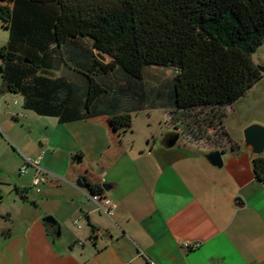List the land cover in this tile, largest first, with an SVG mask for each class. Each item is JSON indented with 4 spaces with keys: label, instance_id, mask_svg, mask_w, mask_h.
Wrapping results in <instances>:
<instances>
[{
    "label": "crops",
    "instance_id": "crops-1",
    "mask_svg": "<svg viewBox=\"0 0 264 264\" xmlns=\"http://www.w3.org/2000/svg\"><path fill=\"white\" fill-rule=\"evenodd\" d=\"M254 58L264 65V45ZM241 99L225 110L227 132ZM260 110L262 119L242 121L241 128L264 125ZM15 115L26 118L32 135L42 127L30 157L50 176L37 192V168L24 155L19 179L0 173V264H264V183L242 133L216 147L224 160L218 167L206 144L182 138L168 147L165 137L175 129L138 140L132 128L115 131L107 115L49 124L32 110ZM92 189L112 200L110 214L90 199ZM48 215L56 225L43 221ZM186 241L200 245L186 248Z\"/></svg>",
    "mask_w": 264,
    "mask_h": 264
},
{
    "label": "trees",
    "instance_id": "trees-1",
    "mask_svg": "<svg viewBox=\"0 0 264 264\" xmlns=\"http://www.w3.org/2000/svg\"><path fill=\"white\" fill-rule=\"evenodd\" d=\"M0 21L9 35L0 48L4 85L25 109L60 123L107 115L121 132L139 111L164 107L178 131L181 115L201 109L209 114L197 127L230 138L225 109L264 76L254 58L264 45V0H0ZM148 66L174 72L149 96ZM252 165L264 183V155Z\"/></svg>",
    "mask_w": 264,
    "mask_h": 264
},
{
    "label": "rangeland",
    "instance_id": "rangeland-1",
    "mask_svg": "<svg viewBox=\"0 0 264 264\" xmlns=\"http://www.w3.org/2000/svg\"><path fill=\"white\" fill-rule=\"evenodd\" d=\"M8 30L3 26L0 21V48L8 41ZM1 63V61H0ZM174 77V72L171 68L148 66L144 70L143 88L147 91L148 96L151 95L152 90L167 85ZM116 80H122L125 78L119 72L112 74V77ZM264 81L250 94L242 96V99L235 104L236 112L229 114L226 120L229 136L231 138L240 137L243 128H241L242 121H255L263 118L264 109ZM22 110V112H28L29 109H25L23 106V96L20 93L10 92L5 90L4 83L0 73V173L12 172L10 175L17 180L20 178L19 174L22 168L26 165L25 159H31V155L34 149L40 147L36 132H42L41 126H37L35 129L39 131L34 132L32 135L28 126L26 125L25 117L16 118V113ZM226 110V109H225ZM264 111V110H263ZM169 109L164 107L146 108L139 111L134 115L132 129L134 137L138 140L144 139L146 135H150V132L161 136L167 131L174 129L171 123V117ZM209 113L195 109L185 112L181 115L177 125L179 126L178 132L184 136L187 141L206 144L210 148L216 149V147H222L226 142V137H222L216 134L215 128L207 125L200 129L197 127L196 119L202 118ZM45 124L51 123V120L56 121L55 117L41 116ZM190 124L189 127L187 124ZM259 123L261 122H252ZM251 123V124H252ZM194 125V127H193ZM17 139V140H16ZM182 141V137L179 142ZM13 146L17 152L13 150ZM204 146V145H203ZM206 147V149H209ZM32 160V159H31ZM29 161V160H28ZM34 161V160H32ZM7 169V170H6ZM8 181V174L4 176ZM33 184V180H32ZM4 189H8V184H1ZM10 189V188H9ZM9 202V201H8Z\"/></svg>",
    "mask_w": 264,
    "mask_h": 264
},
{
    "label": "water",
    "instance_id": "water-1",
    "mask_svg": "<svg viewBox=\"0 0 264 264\" xmlns=\"http://www.w3.org/2000/svg\"><path fill=\"white\" fill-rule=\"evenodd\" d=\"M97 56L105 62L109 61L108 57L99 51H97ZM4 88L7 91L9 90L6 84L4 85ZM175 131H176L175 135L166 142V145L168 147H173L174 145H176V143L180 139V133L177 130ZM242 135H243V146L245 149H249L253 155H263L264 154V125L263 124H259V123L249 124L248 126L243 128ZM207 157L210 160V162L215 166L222 167L224 164L223 153L219 149L212 150L210 153H208ZM77 184L82 186V181L79 179L77 181ZM103 187L106 190L110 189L109 184H104ZM84 188L90 189L88 185H84ZM43 221L46 223H50L52 225H56L57 223L56 219L51 215L46 216L43 219ZM107 233H108L107 230H101L100 232V234L104 237L107 235ZM94 238L97 239L98 235H96Z\"/></svg>",
    "mask_w": 264,
    "mask_h": 264
},
{
    "label": "built area",
    "instance_id": "built-area-1",
    "mask_svg": "<svg viewBox=\"0 0 264 264\" xmlns=\"http://www.w3.org/2000/svg\"><path fill=\"white\" fill-rule=\"evenodd\" d=\"M34 166H36L37 170L34 175L33 179V187L37 192L42 191V187L48 182L49 180V174L50 172L46 170L43 166L40 164V160L36 161H30ZM26 170V166L22 168V171L24 172ZM90 199L98 206L99 210L102 212H107L110 214L112 212V200L108 197H105L102 192H94L92 194H89ZM200 244L198 242L192 243L189 241L184 242V246L186 248H195L198 247Z\"/></svg>",
    "mask_w": 264,
    "mask_h": 264
},
{
    "label": "flooded vegetation",
    "instance_id": "flooded-vegetation-1",
    "mask_svg": "<svg viewBox=\"0 0 264 264\" xmlns=\"http://www.w3.org/2000/svg\"><path fill=\"white\" fill-rule=\"evenodd\" d=\"M175 135V133H169L166 137H165V141L167 142L171 137H173ZM180 138H181V135H180Z\"/></svg>",
    "mask_w": 264,
    "mask_h": 264
}]
</instances>
